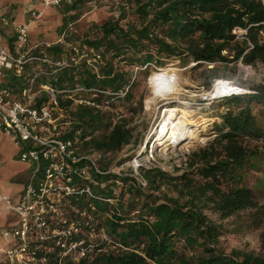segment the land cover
<instances>
[{
	"label": "trees",
	"instance_id": "16d2710c",
	"mask_svg": "<svg viewBox=\"0 0 264 264\" xmlns=\"http://www.w3.org/2000/svg\"><path fill=\"white\" fill-rule=\"evenodd\" d=\"M78 2L65 4L64 13L76 9ZM118 3L117 15L94 25L81 39L82 46L102 54V61L95 66L82 61L78 66L65 67L51 80L58 88L68 90L76 86L94 88L93 99L98 102L104 97L111 99L110 109L102 110L74 105L73 100L59 97V107L69 108L71 116L70 130L63 137L79 129L82 146L91 152L107 154L130 143L133 133L129 120L117 114L118 106L126 113L140 111L142 99L135 102L133 92L137 74L149 65L168 68L173 65L163 66L176 60L177 65L186 67L193 62L190 69L202 68L209 87V73L220 63L264 64L263 0ZM239 29L244 32L238 34L235 30ZM46 50L58 56L62 45ZM17 83L14 79L7 82L10 86ZM107 90V96L101 93ZM216 103L222 110L219 122L213 123L215 136L189 151L181 167L174 166L173 172L160 167L142 168L140 174L146 185H140L133 176L115 174L102 177L107 181L103 189L91 184L102 197L116 198L112 202L97 198L78 202L93 204L92 214L104 227L110 243L99 244L89 256L68 264H264L260 253L223 251L219 237L224 225L207 214L214 211L223 219L248 211L254 226L264 228V204L258 203L255 191L246 184L248 173L264 160V147L260 151L248 145L249 140L264 139V82L253 86L251 93L228 94ZM100 178L94 175L96 181ZM116 178L120 184H115ZM111 185L116 186L117 196H113Z\"/></svg>",
	"mask_w": 264,
	"mask_h": 264
},
{
	"label": "built area",
	"instance_id": "2783aa9c",
	"mask_svg": "<svg viewBox=\"0 0 264 264\" xmlns=\"http://www.w3.org/2000/svg\"><path fill=\"white\" fill-rule=\"evenodd\" d=\"M31 2L39 8L31 9L24 22H13L0 13V127L19 145L20 160H29L35 165L18 201L12 203L0 194L5 209L18 217L16 226L3 231L11 243L0 248L1 264H68L89 256L99 244L110 243L104 227L92 214L93 204L78 202L82 198L109 202L116 198L102 197L93 191L91 184L96 183L103 189L107 181L102 177L115 174L133 176L140 185H146L140 174L142 168L165 170V167L158 153L140 150L128 160L126 170L104 168L105 164L101 163L104 154L84 149L79 129L72 136L63 137L70 130L71 116L69 108L59 107L60 96L73 100L74 105L102 110L110 109L111 99L104 97L98 102L93 99L94 88L86 90L76 86L68 90L58 88L51 80L65 67L78 66L82 61L95 66L102 61V54L79 43H67L73 29L71 24L65 26L56 43L29 46V25L40 20L50 5H70L73 0ZM10 26L13 40L7 49L2 45V35ZM58 43L62 45L58 56L47 52V47ZM11 79L20 83L10 86L7 82ZM101 93L110 94L108 90ZM144 147L147 149L146 143ZM174 155L181 158L174 166L181 167L187 154L175 152ZM94 175H99L101 180L96 181ZM115 184H120L119 179H115ZM110 189L113 196L118 195L116 186L111 185Z\"/></svg>",
	"mask_w": 264,
	"mask_h": 264
},
{
	"label": "rangeland",
	"instance_id": "374dc122",
	"mask_svg": "<svg viewBox=\"0 0 264 264\" xmlns=\"http://www.w3.org/2000/svg\"><path fill=\"white\" fill-rule=\"evenodd\" d=\"M120 0H79L76 9L67 14L64 13L65 4L57 6L50 5L44 11L40 20L31 23L28 27V41L29 45L33 43L48 41L54 44L58 40V36L66 25L71 24V39L67 43H79L89 29L94 25L103 23L107 18L114 17L118 14V2ZM264 1V0H263ZM38 9L39 6L33 5L31 0H0V13L4 14L13 22L25 21L28 12L31 9ZM71 19L68 15H73ZM64 15L66 16L65 18ZM68 17V18H67ZM6 31L10 32L7 28ZM238 34L244 31L235 30ZM75 37V39H74ZM78 38V39H77ZM2 45L6 47L4 39ZM64 47L65 44H64ZM9 46L7 45V49ZM176 60L170 61L166 66H176L187 78V83H182L178 90L177 98L163 99L158 98L154 105L147 106V100L152 95V88L149 84L148 77L162 67H155L149 65L150 68L139 72L136 77V87L134 88V101L138 102L142 99V108L136 113H126L122 106H118V113L128 117V126L131 128L133 138L130 143L126 144L118 151L109 152L102 156V162L107 167H117L123 170L128 168V160L138 151L153 150L156 154L163 157L160 161L163 162L165 170L173 172L176 160L181 161L180 156L174 155L175 152H182L188 154L189 151L204 146L205 142L215 136L213 133V123L219 122V114L222 107L217 105L216 101L219 97H212L208 93L214 87V84L221 80L229 82L238 89L230 94L235 93H251L253 86L264 82V64L260 62L250 63L246 65L240 61L227 62L218 64V68L214 72H210L211 85L206 86L208 75L201 73L200 69L191 70L190 67L193 62H190L186 67L177 65ZM207 67H212L208 64ZM143 69L145 66L142 67ZM138 67L134 68L137 71ZM147 70V71H146ZM227 93L226 95H228ZM86 97V93L82 94ZM185 103L192 110L199 112L200 115L206 116L207 123L204 127L198 126V132L202 139L195 141L189 147L181 146L176 143L167 146L163 149L161 145H155L154 140L156 134L154 127L162 118V112L165 107L177 106ZM261 125L264 127V117H262ZM153 142V143H152ZM249 148L258 147L261 151L264 147V139H252ZM146 143L147 149L143 145ZM19 145H17L11 138L4 134L0 127V194L6 198H10L12 203L20 199L25 185L28 182L30 174L35 165L27 161L20 160ZM171 156V157H170ZM264 158V156H263ZM259 168L251 170L247 177L246 184L250 186L256 194L259 204H264V160L258 161ZM2 203L0 205V247L7 245L6 238L2 235V228L14 226L18 223L17 214L6 212ZM208 216L216 222H221L224 225L223 233L219 237V247L225 251L230 252L232 249L242 250L253 253H260L264 255V228L261 226H254L250 220L248 211H240L239 214H234L229 217L220 219L218 214L214 211H207Z\"/></svg>",
	"mask_w": 264,
	"mask_h": 264
},
{
	"label": "bare ground",
	"instance_id": "6f19581e",
	"mask_svg": "<svg viewBox=\"0 0 264 264\" xmlns=\"http://www.w3.org/2000/svg\"><path fill=\"white\" fill-rule=\"evenodd\" d=\"M180 71L178 67L170 66L158 69L148 77L152 95L147 100V106L154 105L158 98L166 100L174 97L179 98L177 95L180 85L188 82ZM237 89L236 86L220 79L214 84L208 95L216 98ZM162 113V118L154 127L155 145L164 146L163 149L176 143L183 147H189L191 143L202 139L198 132V126L201 125L202 128L206 125V116L200 115L189 106L187 107L185 103L165 107Z\"/></svg>",
	"mask_w": 264,
	"mask_h": 264
},
{
	"label": "crops",
	"instance_id": "0c3cea01",
	"mask_svg": "<svg viewBox=\"0 0 264 264\" xmlns=\"http://www.w3.org/2000/svg\"><path fill=\"white\" fill-rule=\"evenodd\" d=\"M21 22H23V21H21ZM20 23V22H19ZM9 29H10V32H8V31H3V39H4V41H5V43H6V47H7V45L9 46V48L12 46V40H13V30H12V27L10 26L9 27ZM62 32V31H61ZM59 37V36H58ZM28 43H29V41H28ZM38 43H44V42H35V43H33V44H31V45H29V46H34L35 44H38ZM45 43L47 44H50V42H48V41H45ZM56 43V42H55ZM10 199V198H9ZM11 201V200H10ZM1 203L3 204L2 205V207H3V209L6 211V212H12V211H8V210H6L5 209V207H4V203L3 202H0V205H1ZM13 213V212H12ZM15 214V213H14ZM14 226H16V225H14ZM10 227H12V226H10ZM7 228H9V227H6V228H2V230L4 231V229H7ZM3 231H2V235H3ZM4 236V235H3ZM5 237V236H4ZM6 238V237H5ZM6 240H7V245L5 246V247H8L9 245H10V243H11V240L9 239V238H6ZM0 248H2V247H0ZM3 257V255L0 253V264L2 263L1 261H2V258Z\"/></svg>",
	"mask_w": 264,
	"mask_h": 264
},
{
	"label": "water",
	"instance_id": "95a60500",
	"mask_svg": "<svg viewBox=\"0 0 264 264\" xmlns=\"http://www.w3.org/2000/svg\"><path fill=\"white\" fill-rule=\"evenodd\" d=\"M232 92H234V91H231L230 93H232ZM230 93H229V94H230ZM225 95H226V94H225Z\"/></svg>",
	"mask_w": 264,
	"mask_h": 264
}]
</instances>
